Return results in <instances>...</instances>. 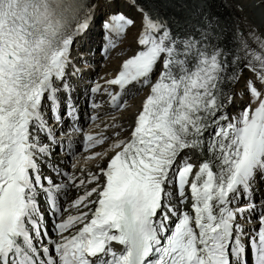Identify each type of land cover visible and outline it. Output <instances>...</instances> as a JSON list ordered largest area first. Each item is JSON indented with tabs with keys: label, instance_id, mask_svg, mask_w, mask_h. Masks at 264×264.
I'll return each instance as SVG.
<instances>
[{
	"label": "snow or ice",
	"instance_id": "obj_1",
	"mask_svg": "<svg viewBox=\"0 0 264 264\" xmlns=\"http://www.w3.org/2000/svg\"><path fill=\"white\" fill-rule=\"evenodd\" d=\"M130 6L142 50L89 93L118 112L130 85L149 91L127 127L113 115L110 136L80 130L84 150L112 151L85 178L54 160L67 141L52 121L77 111L71 46L92 3L0 0V264H264V199L254 187L264 179V30L237 25L220 46ZM135 23L117 13L103 29L121 35ZM241 80L247 102L232 115L228 89ZM198 144L207 158L194 165L187 153Z\"/></svg>",
	"mask_w": 264,
	"mask_h": 264
},
{
	"label": "bare ground",
	"instance_id": "obj_2",
	"mask_svg": "<svg viewBox=\"0 0 264 264\" xmlns=\"http://www.w3.org/2000/svg\"><path fill=\"white\" fill-rule=\"evenodd\" d=\"M89 2L93 6L92 15L88 19L90 24L74 45L75 49L79 50V54L74 51L72 56L74 64H79L81 66L80 69L83 70L78 72L80 76H84L81 81L82 85H87L90 80H96L97 83L113 78L121 68L123 61L142 50V46L138 45V32L141 28L140 12L130 6L133 4L143 8L153 19L165 21L174 34L183 35L189 32H206L212 43L220 46L228 42L231 31L237 25L264 30V4L261 3V0H90ZM120 6L125 7L127 11H133L132 13L130 12L131 16L126 12L119 13L133 18L137 25L135 24L134 27L125 29V32L121 35L106 33L103 27L100 28L96 25L102 13L109 12V16L105 20L108 21L110 16L115 14L114 9ZM106 35L109 36V39H106L108 47L106 56L108 58L104 60L100 53L91 56L92 50L97 47L100 39L102 37L105 38ZM85 43L88 44V48L83 45ZM112 48L115 49L111 51ZM97 69L99 70L97 71ZM249 75L250 73H245V77ZM155 78L156 74L153 77V81H155ZM73 89L77 91V96H83L79 86H73ZM243 89V80L238 85H233L231 89H228V91L235 93V99L231 105L226 106L228 112L232 115L238 114L247 102ZM148 91V87L141 89L136 85L131 86L125 91L122 98V101H127L123 108L118 112L103 108L104 110L95 116L98 117L97 121L93 120L94 124L90 125L87 131L90 134H97V137L101 134L110 136L114 129L106 126L113 123V115H115L117 123L127 127L135 115L142 110V104ZM103 95L98 94L93 96V98L101 102L104 101ZM78 103L79 105L81 104V102ZM92 113L94 111H89L87 115ZM85 151L77 153L74 159L64 158L65 162L61 167L71 168V171L77 176L86 178L90 172L95 173L98 171L97 165L106 166L107 157L112 154L111 148L107 143L98 145L89 152ZM97 152L105 155L97 156L95 155ZM187 154L190 160L197 161L196 165L207 158L206 150L200 144L189 149ZM91 156L92 158L90 159L89 157ZM61 158L63 157L59 155L54 157V160ZM254 187L257 196L264 199V179H258ZM70 190L73 193L66 200L67 204H71L79 195H83L85 188H71ZM76 191L78 192L77 194ZM92 207L95 206L93 205ZM87 210V208H83V211ZM71 214H76L75 208L71 209ZM67 215L68 213H65V216Z\"/></svg>",
	"mask_w": 264,
	"mask_h": 264
},
{
	"label": "rangeland",
	"instance_id": "obj_3",
	"mask_svg": "<svg viewBox=\"0 0 264 264\" xmlns=\"http://www.w3.org/2000/svg\"><path fill=\"white\" fill-rule=\"evenodd\" d=\"M120 7H121V9H123V8H124L123 6H120ZM117 8H118V7H117ZM125 10H127V9H125ZM130 12H131V11H129V13H130ZM103 14H104V13H102V14H101V17H100V19L102 18ZM136 23H137V22H136ZM136 23H135V24H136ZM136 25H137V24H136ZM74 190H75V189H74ZM72 193H73V192H72ZM74 193H75V192H74ZM77 193H78V192L76 191V194H77Z\"/></svg>",
	"mask_w": 264,
	"mask_h": 264
}]
</instances>
